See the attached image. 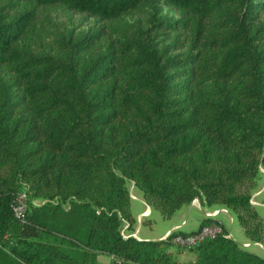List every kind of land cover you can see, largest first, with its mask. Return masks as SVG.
I'll list each match as a JSON object with an SVG mask.
<instances>
[{
	"label": "trees",
	"instance_id": "16d2710c",
	"mask_svg": "<svg viewBox=\"0 0 264 264\" xmlns=\"http://www.w3.org/2000/svg\"><path fill=\"white\" fill-rule=\"evenodd\" d=\"M261 171L264 0H0V264H264L222 233L184 262L187 232L121 233L133 183L162 217L197 198L260 242Z\"/></svg>",
	"mask_w": 264,
	"mask_h": 264
},
{
	"label": "crops",
	"instance_id": "0c3cea01",
	"mask_svg": "<svg viewBox=\"0 0 264 264\" xmlns=\"http://www.w3.org/2000/svg\"><path fill=\"white\" fill-rule=\"evenodd\" d=\"M131 184V183H130ZM135 187V186H133ZM263 188L262 187H259V188H255L253 189V193L251 194V197H250V202L252 204H254V206L257 208L258 206L260 207H264V197L262 198H259V199H256V195L259 194L260 190ZM134 199L137 198V200H139L140 202H143L145 204V202L143 201L142 197H141V192L140 193H135L134 194ZM133 199V197H132ZM132 199L130 200V211L132 209ZM195 200L193 201V199L187 204V205H183L181 206L180 208H178L176 211H180L181 209L182 210H186V211H193L194 212V215H192L191 217H184V218H181L180 222H172V224L170 225V227L168 229H166L163 233V236L164 235H167L170 231L172 230H182L184 232H192V231H195L196 229H198L199 225H200V221L203 217H207L210 219V223H214L216 225H219L222 229V227L226 230V232L229 233L230 237L233 238L232 234H231V230H230V226L227 228L228 224L232 223V220L233 218L235 219L234 215L232 212H230L229 210H227L226 208L218 205V204H214V205H211V206H202L200 203H199V200L197 198H194ZM149 206L145 204V207L143 209H141V211H136L135 212V215L137 217H134V224H133V227L131 229H128L127 228V223H124L122 225V229H121V233L124 234L123 230L126 228L127 231L130 230V232L132 231V233H129L130 235L134 236L135 238H142L138 233H137V229H135V223H137L136 220H141V217L142 215L144 216H147L149 215ZM258 209V208H257ZM206 211H212V213L210 215H205V212ZM219 211L221 213H226L227 214V218L228 220H225L223 216H218L219 215ZM258 211L260 212V214L263 216L264 218V213L262 210H259ZM143 212V213H141ZM173 215V214H172ZM145 220H148L146 219L145 217ZM141 222V221H140ZM148 222V221H147ZM236 232L242 237V239L240 240V242H238L239 244L243 245L244 243H247V245H243L245 248L249 249V250H252L254 252H256L257 254L261 255V250L263 249L264 250V240L258 242V241H251L249 240L243 233V230H242V227L239 226L238 229H236ZM126 233V232H125ZM135 233V234H134ZM129 234H124V235H129ZM162 238V237H160ZM251 245H253L255 248L254 249H251ZM262 256V255H261ZM110 256H107L105 254H98L97 255V260L100 261V262H103V263H106L108 260H109ZM194 258V252H192V257L190 258V260H192Z\"/></svg>",
	"mask_w": 264,
	"mask_h": 264
},
{
	"label": "rangeland",
	"instance_id": "374dc122",
	"mask_svg": "<svg viewBox=\"0 0 264 264\" xmlns=\"http://www.w3.org/2000/svg\"><path fill=\"white\" fill-rule=\"evenodd\" d=\"M261 175L259 176L256 185L254 186L253 189L255 188H259L262 187L263 188L260 190L259 194H257L255 197L256 199L262 198L264 197V173L263 171H261ZM130 187V186H129ZM254 190H252L253 193ZM131 192L134 195L135 193H140V189L137 187H131ZM251 193V194H252ZM251 197V196H250ZM130 200L132 199L131 196H129ZM135 197L133 196L132 199V209H131V213L134 215V217H136L135 212L136 211H141V209H143L145 207V204L143 202H140L139 200L134 199ZM195 199L193 198V201ZM36 201V200H35ZM259 210H262L264 213V207H257ZM256 208V209H257ZM257 209V210H258ZM206 212H211V211H206ZM259 212V211H258ZM143 213V212H141ZM260 213V212H259ZM132 215V216H133ZM192 215H194L193 211H186V210H178L176 212L173 213V215L169 216V217H162L161 214L159 213V211L157 209L154 208H149V215L147 216H140L141 220H136L137 223H135V229H137V233L142 237V238H160V237H165L166 235L163 236V233L166 229H168L170 227V225L172 224V222H180L181 218L184 217H191ZM218 216H223L225 220H228L227 218V214L225 213H221L219 211V215ZM133 217V218H134ZM146 219L148 220H145ZM137 219V217H136ZM141 221V222H140ZM148 221V222H147ZM134 221L132 223V227H133ZM230 226V230H231V234L233 236V239L237 242H240V240L242 239V237L236 232V229H238L239 225L236 222V220L233 218L232 223L230 225V223L228 224L227 228ZM122 229V226H121ZM124 234H129L132 233V231L130 232L126 230V228L123 230ZM126 232V233H125ZM135 234V233H134ZM192 246H186L184 244L181 243H173L171 242V244L169 245V250L171 252V255L173 256V258L178 261V262H184L187 260H190V258L192 257V250H191ZM255 247L253 245H251V249H254ZM261 255L264 257V250H261Z\"/></svg>",
	"mask_w": 264,
	"mask_h": 264
},
{
	"label": "built area",
	"instance_id": "2783aa9c",
	"mask_svg": "<svg viewBox=\"0 0 264 264\" xmlns=\"http://www.w3.org/2000/svg\"><path fill=\"white\" fill-rule=\"evenodd\" d=\"M132 186H133V183H131L130 187H129V196H131V197L134 196L131 192ZM25 199H26V195L23 191H20L15 195L14 203L12 205V210L16 216H20L24 213L25 204H26ZM211 213H212V211L211 212H205V215H210ZM217 233H222L223 235L230 237L228 232H225V233L222 232V229L219 225H216L214 223L213 224L212 223H206V224L201 225L195 231L185 233V234H176V235L172 236L171 242L181 243V244H184L186 246H193L197 242H199L203 239L211 238ZM245 244L247 245V243H244L243 245H245ZM117 264H127V263H125L123 261H118Z\"/></svg>",
	"mask_w": 264,
	"mask_h": 264
}]
</instances>
